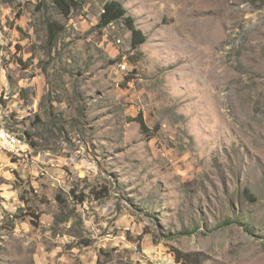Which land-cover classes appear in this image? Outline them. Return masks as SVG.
<instances>
[{
	"label": "rangeland",
	"instance_id": "374dc122",
	"mask_svg": "<svg viewBox=\"0 0 264 264\" xmlns=\"http://www.w3.org/2000/svg\"><path fill=\"white\" fill-rule=\"evenodd\" d=\"M75 1L0 0V264H264V0Z\"/></svg>",
	"mask_w": 264,
	"mask_h": 264
},
{
	"label": "trees",
	"instance_id": "16d2710c",
	"mask_svg": "<svg viewBox=\"0 0 264 264\" xmlns=\"http://www.w3.org/2000/svg\"><path fill=\"white\" fill-rule=\"evenodd\" d=\"M54 4L58 11L64 16L68 17L71 13V11L76 8V1L75 0H54ZM123 21L126 28L130 31V43L132 49H136L140 45H142L146 38L143 35V33L136 29L134 26V20L132 17L127 15V11L125 8L115 0H111L106 2L103 5L102 12L99 17V26L101 28H106L109 25L118 22ZM63 28L59 27L57 24L49 23L48 24V35L50 39H55L58 32L62 31ZM136 120L138 121L140 127L142 130H145L147 132V129L144 127V124L142 122L141 115H138ZM24 134L28 139L31 138L30 134L27 131H24ZM244 192L246 194L247 189H244ZM246 200L250 202H255L253 198H251V195L246 198ZM231 222H223V226H229L231 225ZM174 260L176 264H201V258L198 254H187L182 253L179 250L174 249L172 251Z\"/></svg>",
	"mask_w": 264,
	"mask_h": 264
},
{
	"label": "built area",
	"instance_id": "2783aa9c",
	"mask_svg": "<svg viewBox=\"0 0 264 264\" xmlns=\"http://www.w3.org/2000/svg\"><path fill=\"white\" fill-rule=\"evenodd\" d=\"M25 143L23 135L14 132L0 122V148L2 145H11L15 150H19L21 147L25 146Z\"/></svg>",
	"mask_w": 264,
	"mask_h": 264
},
{
	"label": "bare ground",
	"instance_id": "6f19581e",
	"mask_svg": "<svg viewBox=\"0 0 264 264\" xmlns=\"http://www.w3.org/2000/svg\"><path fill=\"white\" fill-rule=\"evenodd\" d=\"M15 148L12 147L11 145H2V147L0 148V151H14Z\"/></svg>",
	"mask_w": 264,
	"mask_h": 264
}]
</instances>
